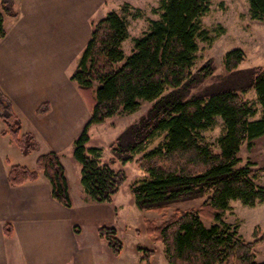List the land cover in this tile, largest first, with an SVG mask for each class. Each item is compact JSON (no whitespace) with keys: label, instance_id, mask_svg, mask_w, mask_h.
I'll use <instances>...</instances> for the list:
<instances>
[{"label":"trees","instance_id":"16d2710c","mask_svg":"<svg viewBox=\"0 0 264 264\" xmlns=\"http://www.w3.org/2000/svg\"><path fill=\"white\" fill-rule=\"evenodd\" d=\"M214 0H160L149 19V29L134 39V48L126 57L123 43L129 38L127 13L111 11L92 23L91 39L81 55L71 80L81 92L94 93L91 118L76 139L73 158L81 166V184L86 201L111 204L127 180L123 170L102 164V150L89 148L90 128L122 113L138 111L142 101L155 102L147 116L128 127L110 145L116 159L124 164L135 154L144 153L137 165L148 173L146 180L131 185L136 206L142 211L162 213L171 206L204 199L197 210H176L173 216L157 226L146 221V232L156 243L165 246L169 264H264L257 261L256 248L264 243V231L256 229L253 241H246L239 228L224 220L231 201L254 207L264 204V186L257 182L259 172L254 163L242 166L244 145L248 148L264 137V68H256L246 78L244 88H223L208 94L185 97L184 90L213 73L211 65L193 72L201 43L212 44L211 31L203 25ZM253 19H264V0H248ZM142 15V11H138ZM16 0H0V40L7 35V20L18 18ZM217 34H224L219 27ZM245 61L242 49L228 52L224 58L228 74L240 73ZM120 64V66H118ZM246 81V80H245ZM244 81V82H245ZM253 89L263 110L243 98ZM49 104L38 109L49 112ZM221 117L226 131L219 139V150L208 143L201 131ZM1 135L8 137L23 156L39 148L36 136L22 133V123L12 100L0 88ZM164 140L152 150L149 143ZM43 176L51 185L52 197L66 208L73 206L66 169L55 152L38 156L36 168L12 165L9 184L20 187ZM204 220L212 222L207 226ZM13 228L5 226L12 237ZM117 230L101 227L98 235L113 254L119 256L123 243ZM142 261L151 264L155 252L139 248Z\"/></svg>","mask_w":264,"mask_h":264},{"label":"crops","instance_id":"0c3cea01","mask_svg":"<svg viewBox=\"0 0 264 264\" xmlns=\"http://www.w3.org/2000/svg\"><path fill=\"white\" fill-rule=\"evenodd\" d=\"M159 1L16 0L18 18L7 20V35L0 40V88L13 102L22 133H33L39 148L28 156L19 151L17 162H12L14 144L0 130V264H99L107 259L98 230L105 221L121 218L123 211L114 199L111 204L86 201L81 169L72 155L91 118L95 94L81 92L71 77L91 39L93 22L111 11L121 13L124 4L144 10ZM131 40L129 26L123 50ZM44 104L50 110L39 115ZM45 152L61 157L71 208L53 199L43 176L20 187L9 184L12 165L35 169ZM6 225L13 228L10 238Z\"/></svg>","mask_w":264,"mask_h":264},{"label":"rangeland","instance_id":"374dc122","mask_svg":"<svg viewBox=\"0 0 264 264\" xmlns=\"http://www.w3.org/2000/svg\"><path fill=\"white\" fill-rule=\"evenodd\" d=\"M158 5L148 6L144 10L130 5L131 8L126 15L131 27V42H133L125 45L124 52L126 57L132 53L130 45L134 46L133 38L142 36L144 32L148 31L150 26L149 19H158L159 16L152 13V9L157 8ZM139 10L142 11V15L138 12ZM203 25L212 32L211 36H214L215 40L212 44H200L193 72H197L203 66L210 64L213 73L207 78L199 79L197 83L184 90L183 95L191 97L193 95L212 93L223 88L234 87L238 89L248 86V84L246 85V78L251 72L259 67L264 68V19L256 20L252 18L248 0H214L212 10L204 18ZM219 27L224 29V34H217ZM234 49H242L244 51L245 61L239 68L240 73L228 74L225 70L224 58L228 52ZM242 95L246 101L258 109L256 119L262 118L263 110L258 102L256 91L246 89V92ZM154 103L142 101L140 108L135 113H122L106 120L102 124L91 127V141L88 147L100 148L102 150L101 163L109 164L117 171L123 170L127 176L126 182L114 197V204L122 209L123 215L121 218L105 221L100 225L117 230V237L123 243V251L119 256L114 255L107 242L103 240L107 253V255L104 253V258L106 257L107 259L99 260V264H146V262L142 261V253L139 252V248L155 252L151 264H169L165 246L162 243H156L153 237L146 232V221H152L159 226L173 216L176 210H197L204 202V199L182 202L171 206L162 213L142 211L135 204L131 185L148 178V173L136 163L137 159L143 156L144 153L135 154L133 160L126 164L117 159L115 164L111 163L114 156L110 150V145L124 130L139 123L143 117L147 116ZM1 129L2 126L0 125ZM225 131L226 128L222 118L216 117L213 125L201 131V135L208 143L214 145L215 150L218 151V141ZM163 140V136L152 140L147 150H152ZM11 149L14 152L9 154V159L12 162H17L19 149L15 145ZM240 157L242 166L254 163L256 165L255 169L264 168V137L256 140L252 148L244 145L241 149ZM77 165L79 164L77 163ZM79 167L81 169L80 165ZM257 182L259 185L264 186V172H259ZM230 205L231 210L225 214L224 220L237 226L240 235L246 241H253V233L256 229L264 231V204L258 203L256 206L250 207L240 201H231ZM204 221L207 226L212 224L209 220ZM256 252L257 261L264 262V243L257 246Z\"/></svg>","mask_w":264,"mask_h":264}]
</instances>
